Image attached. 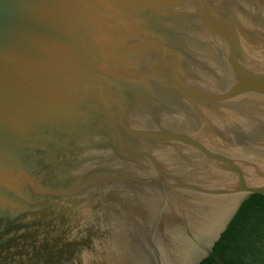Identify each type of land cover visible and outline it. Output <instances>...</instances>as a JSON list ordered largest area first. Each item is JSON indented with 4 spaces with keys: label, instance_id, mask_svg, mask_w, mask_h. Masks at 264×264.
Wrapping results in <instances>:
<instances>
[{
    "label": "water",
    "instance_id": "water-1",
    "mask_svg": "<svg viewBox=\"0 0 264 264\" xmlns=\"http://www.w3.org/2000/svg\"><path fill=\"white\" fill-rule=\"evenodd\" d=\"M264 195V0H0V264H201Z\"/></svg>",
    "mask_w": 264,
    "mask_h": 264
},
{
    "label": "trees",
    "instance_id": "trees-1",
    "mask_svg": "<svg viewBox=\"0 0 264 264\" xmlns=\"http://www.w3.org/2000/svg\"><path fill=\"white\" fill-rule=\"evenodd\" d=\"M201 264H264V195L241 206L211 254Z\"/></svg>",
    "mask_w": 264,
    "mask_h": 264
}]
</instances>
